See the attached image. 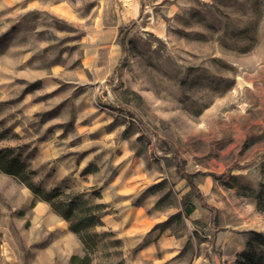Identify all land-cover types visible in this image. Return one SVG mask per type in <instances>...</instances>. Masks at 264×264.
Instances as JSON below:
<instances>
[{
  "label": "rangeland",
  "instance_id": "rangeland-1",
  "mask_svg": "<svg viewBox=\"0 0 264 264\" xmlns=\"http://www.w3.org/2000/svg\"><path fill=\"white\" fill-rule=\"evenodd\" d=\"M0 136L105 205L90 264H238L264 250V0H0ZM84 255L0 171V264Z\"/></svg>",
  "mask_w": 264,
  "mask_h": 264
},
{
  "label": "trees",
  "instance_id": "trees-1",
  "mask_svg": "<svg viewBox=\"0 0 264 264\" xmlns=\"http://www.w3.org/2000/svg\"><path fill=\"white\" fill-rule=\"evenodd\" d=\"M125 32L123 30L119 37L122 45ZM0 171L26 186L39 200L49 203L52 210L69 224L70 231L79 236L84 245L85 255L83 257L72 256L69 264H90L91 256L95 253L97 246V235L92 231L95 226L100 224V213L105 205L89 203L82 195L66 194L58 189L44 191L33 181L35 172L29 168L25 161L21 160L20 155L14 149L9 147L0 148ZM177 171L201 201V193L194 183L192 175L186 173L181 165H178ZM191 212L190 207L184 209L185 216H189ZM238 264H264V250L251 242L249 249L241 255Z\"/></svg>",
  "mask_w": 264,
  "mask_h": 264
}]
</instances>
